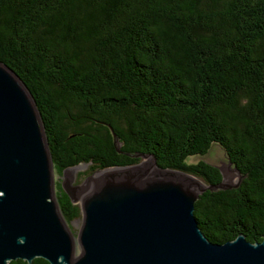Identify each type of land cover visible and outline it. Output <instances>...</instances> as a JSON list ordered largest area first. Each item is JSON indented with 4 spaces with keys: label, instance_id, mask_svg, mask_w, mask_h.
Returning a JSON list of instances; mask_svg holds the SVG:
<instances>
[{
    "label": "trees",
    "instance_id": "1",
    "mask_svg": "<svg viewBox=\"0 0 264 264\" xmlns=\"http://www.w3.org/2000/svg\"><path fill=\"white\" fill-rule=\"evenodd\" d=\"M0 62L31 90L58 177L148 154L219 184L217 165L188 162L216 144L244 178L200 196L199 226L215 243L264 241V0H0ZM56 196L81 217L61 179Z\"/></svg>",
    "mask_w": 264,
    "mask_h": 264
},
{
    "label": "water",
    "instance_id": "2",
    "mask_svg": "<svg viewBox=\"0 0 264 264\" xmlns=\"http://www.w3.org/2000/svg\"><path fill=\"white\" fill-rule=\"evenodd\" d=\"M129 155L142 160L86 178L83 185L90 188L81 197L76 235L56 196L55 164L37 102L19 75L0 62V264H31L36 257L50 264H264V241L238 235L212 242L195 215L204 192L240 185L244 175L232 161L236 183H227L218 166L222 181L207 184L160 167L153 155ZM63 187L77 203L64 182Z\"/></svg>",
    "mask_w": 264,
    "mask_h": 264
},
{
    "label": "rangeland",
    "instance_id": "3",
    "mask_svg": "<svg viewBox=\"0 0 264 264\" xmlns=\"http://www.w3.org/2000/svg\"><path fill=\"white\" fill-rule=\"evenodd\" d=\"M199 160H206L214 165H217L221 167L225 173V179L226 182L229 184L236 183L240 177L237 174L236 171H234L232 168L228 167L229 160L227 159V156L224 152V150L219 145H212L209 152L205 155H195L188 158V162L195 163ZM86 169V166H80L77 167L74 171V173L70 170H68L65 174H63L61 177H58L56 175V180L61 179L62 183H65L66 188L71 192L72 196L77 203L80 205L81 198L79 199L76 196V192L79 190V188L84 187V182L86 179H84L82 182H80V173ZM77 187V188H76ZM82 225V216L79 219H76L71 223L72 230L78 234L80 228Z\"/></svg>",
    "mask_w": 264,
    "mask_h": 264
},
{
    "label": "bare ground",
    "instance_id": "4",
    "mask_svg": "<svg viewBox=\"0 0 264 264\" xmlns=\"http://www.w3.org/2000/svg\"><path fill=\"white\" fill-rule=\"evenodd\" d=\"M89 184H85L84 187L79 188V190L76 192V196L80 199L86 192L87 190L90 188L88 186Z\"/></svg>",
    "mask_w": 264,
    "mask_h": 264
}]
</instances>
